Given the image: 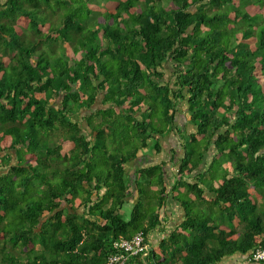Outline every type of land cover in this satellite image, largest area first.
<instances>
[{
  "label": "trees",
  "instance_id": "trees-1",
  "mask_svg": "<svg viewBox=\"0 0 264 264\" xmlns=\"http://www.w3.org/2000/svg\"><path fill=\"white\" fill-rule=\"evenodd\" d=\"M112 1L0 0V264H106L171 199L148 262L264 264V0ZM169 133L173 184L128 171Z\"/></svg>",
  "mask_w": 264,
  "mask_h": 264
},
{
  "label": "crops",
  "instance_id": "crops-1",
  "mask_svg": "<svg viewBox=\"0 0 264 264\" xmlns=\"http://www.w3.org/2000/svg\"><path fill=\"white\" fill-rule=\"evenodd\" d=\"M92 1L93 0H91V2ZM94 4H97L98 6H100L97 2H95ZM94 12L96 13L99 11L96 10ZM169 139H171V140H169ZM169 139L163 138V145H164V149H165L164 152H166L165 154H163L161 152L158 155H154V154L149 155L147 157V160L149 161V163H145L144 165H142V164L141 165L146 166L149 164H153L154 162L155 163L161 162L162 160L167 161L173 155L172 150H174L176 152L175 157L178 158L179 155L181 154V150H180L181 142L179 140L178 134L172 133L170 135ZM147 150L148 149H146L145 151H147ZM141 152H142V150L139 153V155H140L139 159H137L135 161H138V160L145 161L146 160V156L143 157V154H141ZM153 156H155V157H153ZM135 161H133V162H135ZM131 164H129L128 166H130ZM167 164H168V166L165 167V171L168 174L166 178L169 181L173 180V181H171V184H173L175 179L170 176L172 174L173 167H171V171L167 170L169 165H172V163L167 161ZM141 165H140V167H141ZM162 211H163L162 215H161L162 220H163L162 225H158L154 229V231H152V233L150 234V240L152 242V247H154V248L159 247L161 240L163 238L167 237L169 235V233H171L174 230V228L176 227L177 224L182 222V220L184 219L185 214H186L185 209L182 207V205L174 199H171ZM210 243L212 244L211 241H210ZM218 264H259V263L248 262V260L245 256H242L240 254H235L232 256L225 257Z\"/></svg>",
  "mask_w": 264,
  "mask_h": 264
},
{
  "label": "built area",
  "instance_id": "built-area-1",
  "mask_svg": "<svg viewBox=\"0 0 264 264\" xmlns=\"http://www.w3.org/2000/svg\"><path fill=\"white\" fill-rule=\"evenodd\" d=\"M113 253L108 257L106 264H128L136 255L144 258L150 252V246L143 231L135 233L132 237H120L112 244ZM253 259L264 261V247L253 253Z\"/></svg>",
  "mask_w": 264,
  "mask_h": 264
},
{
  "label": "rangeland",
  "instance_id": "rangeland-1",
  "mask_svg": "<svg viewBox=\"0 0 264 264\" xmlns=\"http://www.w3.org/2000/svg\"><path fill=\"white\" fill-rule=\"evenodd\" d=\"M95 2H97L100 6H102L103 8H110V9H113L114 8V6H115V2H113L112 3V1L111 0H93L92 2H90V4H94ZM64 10H65V8H64ZM42 11H44L43 9H42ZM47 13H51L52 11L50 10V9H46L45 10ZM102 11H104V10H102ZM102 16H103V13H102V15H101V17L97 20V17L95 16V13H91V15L90 16H88L87 14H85L84 15V18L83 19H88V24L90 25V24H94V23H96V21L98 22V21H101L102 20ZM50 17V16H49ZM62 18H63V16H59V19H60V21L62 20ZM90 26H93V25H90ZM169 75V74H168ZM180 122H181V124H183L184 123V121L182 120V119H180ZM171 135V134H170ZM170 135L168 136V137H166V139H169V137H170ZM169 140H171V139H169ZM180 140V139H179ZM163 150H165V149H163ZM153 153H155V150H154V147H153V143H150V148L147 150V151H145V150H142V152H141V154H143V157H145L146 156V160L145 161H142V160H138V161H135V162H133L130 166H128V171L130 172V173H132L133 174V172L135 171V168L136 167H138V166H140L141 164L142 165H144L145 163H149V161L147 160V157L149 156V155H152ZM163 154H165L166 152H162ZM154 157V156H153ZM148 161V162H147ZM141 165V166H142ZM132 208H133V204L131 203V204H126V206H124V208H123V212H124V216H125V218L126 219H129V217H130V212H131V210H132ZM78 210V211H77ZM76 211H77V213H79V214H82V213H84V211H83V208H79V209H77ZM83 219V218H82ZM81 219V220H82ZM41 250V248L39 247V245H37L36 246V249H35V251H39V250ZM16 250L18 251V252H20V248L19 247H17L16 248ZM16 251V252H17ZM1 259H2V255H1V253H0V261H1ZM23 260V259H22Z\"/></svg>",
  "mask_w": 264,
  "mask_h": 264
},
{
  "label": "clouds",
  "instance_id": "clouds-1",
  "mask_svg": "<svg viewBox=\"0 0 264 264\" xmlns=\"http://www.w3.org/2000/svg\"><path fill=\"white\" fill-rule=\"evenodd\" d=\"M111 1H112V0H111ZM90 2H91V0H90ZM112 3H113V1H112ZM105 9H110V8H103L102 6H99L98 11L102 13V12H103L102 10H105ZM101 13H100V14H101ZM100 14H99V15H100ZM99 18H100V17H99ZM99 18H97V19H99ZM21 26H23V25H21ZM181 119L183 120V118H181ZM170 134H172V133H169V135H170ZM169 135H168V136H169ZM180 136H181V135L178 134L179 139H180ZM180 150H181V153H182V148H181V147H180ZM180 155H181V154H180ZM145 236H146V235H145ZM121 237H123V236H121ZM119 238H120V237H119ZM117 239H118V238H117ZM146 240H147V242H148V244H149V246H150V251H151L154 247H152V242H151V240H150V237H148V238L146 237ZM112 244H113V243H112ZM113 251H114V250H113ZM149 253H150V252H149ZM253 253H254V252H253ZM148 255H149V254H147V255L143 258V261H144V262H148V261H147V257H148ZM252 255H253V254H252ZM252 258H253V257H252ZM253 260H254V259H253ZM255 261H256V260H255ZM144 262H143V263H144ZM258 262H263V261H258Z\"/></svg>",
  "mask_w": 264,
  "mask_h": 264
},
{
  "label": "water",
  "instance_id": "water-1",
  "mask_svg": "<svg viewBox=\"0 0 264 264\" xmlns=\"http://www.w3.org/2000/svg\"><path fill=\"white\" fill-rule=\"evenodd\" d=\"M143 264H155L154 262H144Z\"/></svg>",
  "mask_w": 264,
  "mask_h": 264
}]
</instances>
